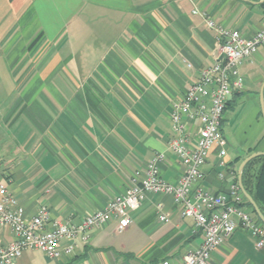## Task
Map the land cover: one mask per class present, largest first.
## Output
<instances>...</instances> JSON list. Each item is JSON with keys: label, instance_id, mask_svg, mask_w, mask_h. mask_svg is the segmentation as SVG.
<instances>
[{"label": "crops", "instance_id": "obj_1", "mask_svg": "<svg viewBox=\"0 0 264 264\" xmlns=\"http://www.w3.org/2000/svg\"><path fill=\"white\" fill-rule=\"evenodd\" d=\"M260 1L0 0V158L25 215L44 203L51 217L78 224L122 195L156 153L160 176L177 182L182 165L167 145L172 104L220 57L216 31L192 11L250 38L264 25ZM239 71L242 87L230 93L221 124L224 154L212 147L195 188L238 186L242 160L264 152V45ZM189 127L192 139L197 121ZM116 224L90 229L71 255L25 249L14 264H154L181 260L202 242L169 195L147 194L127 228ZM12 238L0 225V244ZM207 264H264V248L238 227Z\"/></svg>", "mask_w": 264, "mask_h": 264}, {"label": "built area", "instance_id": "obj_2", "mask_svg": "<svg viewBox=\"0 0 264 264\" xmlns=\"http://www.w3.org/2000/svg\"><path fill=\"white\" fill-rule=\"evenodd\" d=\"M192 13L202 17L206 26L216 31L220 57L201 69L197 80L172 104V136L167 145L182 165L177 182H168L160 176L163 155L156 153L146 169L131 176L126 191L113 197L106 208L89 214L78 224H67L51 217L44 203L38 205L33 216L27 217L19 200L8 190L10 175L0 158V225L10 228L13 237L10 243L0 244V264H14L25 249H38L51 258L71 255L75 241L87 242V232L92 228L111 220L117 222L116 231L127 228L131 213L140 208L147 194L171 196L179 207L180 217L191 218L202 234L199 247L184 254L181 260L163 259L154 264H207L212 251L238 227L250 232L256 250L264 248V225L244 204L236 184L223 193L195 188L204 175L203 167L212 147L219 146V154H224L221 124L228 97L233 89L242 87L239 66L264 45V25L250 38H244L237 30L216 25L206 11L194 9ZM192 121H197L198 132L191 139ZM156 206L162 210L160 202ZM159 220L169 219L161 213ZM61 240L70 243L59 251Z\"/></svg>", "mask_w": 264, "mask_h": 264}, {"label": "trees", "instance_id": "obj_3", "mask_svg": "<svg viewBox=\"0 0 264 264\" xmlns=\"http://www.w3.org/2000/svg\"><path fill=\"white\" fill-rule=\"evenodd\" d=\"M261 5L264 6V1ZM242 184L264 214V155L252 159L245 165L242 171ZM244 204L255 216L245 199Z\"/></svg>", "mask_w": 264, "mask_h": 264}, {"label": "water", "instance_id": "obj_4", "mask_svg": "<svg viewBox=\"0 0 264 264\" xmlns=\"http://www.w3.org/2000/svg\"><path fill=\"white\" fill-rule=\"evenodd\" d=\"M264 0L260 1V2H253V3H261ZM264 81L261 85L260 88V92H259V99H260V112L262 115V118L264 120ZM264 155V152H253L251 154H249L248 156H246L242 162L239 165V169H238V175H237V182H238V187L240 189L241 194L243 195L244 199L248 202V204L250 205V207L252 208L256 218L264 225V214L262 213L261 209L259 208V206L257 205V203L254 201V199L251 197V195L245 190L243 184H242V171L243 168L245 167V165L251 161L252 159L258 157V156H262Z\"/></svg>", "mask_w": 264, "mask_h": 264}]
</instances>
